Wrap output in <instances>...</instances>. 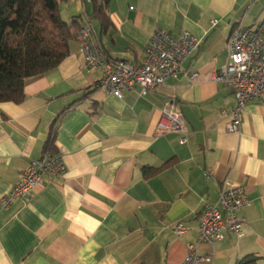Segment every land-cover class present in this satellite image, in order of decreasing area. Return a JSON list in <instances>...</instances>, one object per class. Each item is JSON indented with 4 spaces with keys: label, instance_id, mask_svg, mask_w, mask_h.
I'll return each instance as SVG.
<instances>
[{
    "label": "crops",
    "instance_id": "obj_1",
    "mask_svg": "<svg viewBox=\"0 0 264 264\" xmlns=\"http://www.w3.org/2000/svg\"><path fill=\"white\" fill-rule=\"evenodd\" d=\"M83 13L103 51L131 65L142 63L158 29L189 31L200 47L146 97L137 90L118 99L96 88L102 72L86 71L76 38L58 68L27 82L22 103H0V201L45 154L51 125L69 110L55 139L65 173L46 175L30 200L0 204V264H185L204 206L225 184L242 185L250 200L244 236L226 232L201 245L212 262L200 264L251 255L264 264V104L249 102L241 132L230 133L234 91L209 79L226 64L233 31L264 18V0H111L106 29L87 7ZM167 108L183 115L186 144L158 130ZM169 161L144 177V168ZM178 223L188 229L180 236L169 228Z\"/></svg>",
    "mask_w": 264,
    "mask_h": 264
},
{
    "label": "built area",
    "instance_id": "obj_2",
    "mask_svg": "<svg viewBox=\"0 0 264 264\" xmlns=\"http://www.w3.org/2000/svg\"><path fill=\"white\" fill-rule=\"evenodd\" d=\"M77 40L82 46L81 54L86 71L102 72L96 88L118 99L137 90L140 97H146L149 92L163 86L169 77L182 71L184 63L200 47V40L189 31L174 37L169 32L158 29L145 49L142 63L131 65L124 60L111 58L103 51L98 34L88 17L77 34ZM227 50L226 64L218 72L210 74L209 79L233 89L235 106L230 112L231 120L227 130L238 134L241 132L242 115L248 103L258 99L264 104V18L249 27L241 26L234 30L228 40ZM187 75L193 81L199 77L196 72ZM185 127V119L181 113L168 108L163 110L158 123L161 133L179 134L181 144H186ZM65 170L60 156L45 153L39 160L30 163L19 182L1 199L2 208L9 207L15 200H30L46 175L60 177ZM205 175L211 178L212 170L207 169ZM250 205L242 185L225 184L217 202L205 204L199 217L198 240L188 246L185 264L211 263L210 256L201 255L200 246H214L224 239L226 232L243 237L246 219L241 216V212ZM169 228L178 236L188 230L183 223Z\"/></svg>",
    "mask_w": 264,
    "mask_h": 264
},
{
    "label": "trees",
    "instance_id": "obj_3",
    "mask_svg": "<svg viewBox=\"0 0 264 264\" xmlns=\"http://www.w3.org/2000/svg\"><path fill=\"white\" fill-rule=\"evenodd\" d=\"M61 0H0V103L20 104L25 100L29 80L58 68L70 55V43L85 24L82 17L67 22L60 11ZM111 0H91V17L106 29L110 25ZM86 6V5H85ZM87 7V6H86ZM86 17L90 18L86 13ZM69 110H63L51 125L44 153L56 154L58 125ZM144 168L145 178L166 170ZM259 258L247 256L236 264H257Z\"/></svg>",
    "mask_w": 264,
    "mask_h": 264
},
{
    "label": "rangeland",
    "instance_id": "obj_4",
    "mask_svg": "<svg viewBox=\"0 0 264 264\" xmlns=\"http://www.w3.org/2000/svg\"><path fill=\"white\" fill-rule=\"evenodd\" d=\"M85 5L91 15V0H61L60 11L63 19L70 22L75 17H82L86 21V14L83 13V9L86 8Z\"/></svg>",
    "mask_w": 264,
    "mask_h": 264
}]
</instances>
